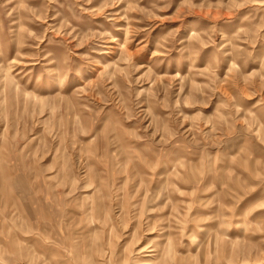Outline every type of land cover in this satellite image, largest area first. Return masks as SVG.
Wrapping results in <instances>:
<instances>
[{
    "label": "rangeland",
    "instance_id": "rangeland-1",
    "mask_svg": "<svg viewBox=\"0 0 264 264\" xmlns=\"http://www.w3.org/2000/svg\"><path fill=\"white\" fill-rule=\"evenodd\" d=\"M0 264H264V0H0Z\"/></svg>",
    "mask_w": 264,
    "mask_h": 264
}]
</instances>
